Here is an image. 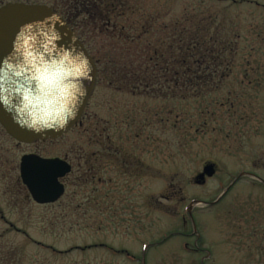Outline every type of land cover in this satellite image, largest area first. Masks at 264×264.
Returning <instances> with one entry per match:
<instances>
[{
	"label": "rangeland",
	"instance_id": "374dc122",
	"mask_svg": "<svg viewBox=\"0 0 264 264\" xmlns=\"http://www.w3.org/2000/svg\"><path fill=\"white\" fill-rule=\"evenodd\" d=\"M27 1L65 14V0ZM124 8L115 6L110 35L76 28L97 71L122 74L120 89L99 73L81 126L30 145L4 141L12 181L23 153L70 149H83L97 176L36 206L0 175L8 217L0 218V264H264V0H125ZM177 21L183 32L209 26L220 54L214 68L230 71L201 97L183 87L175 97L151 93L123 74L139 75L153 50L167 54L169 37L183 71L187 34L171 37ZM122 27L134 41L117 35ZM208 164L214 173L197 183Z\"/></svg>",
	"mask_w": 264,
	"mask_h": 264
},
{
	"label": "water",
	"instance_id": "95a60500",
	"mask_svg": "<svg viewBox=\"0 0 264 264\" xmlns=\"http://www.w3.org/2000/svg\"><path fill=\"white\" fill-rule=\"evenodd\" d=\"M96 66L74 32L45 4L0 7V125L24 144L65 135L80 118L93 92ZM59 159L25 155L20 177L39 204L57 201L69 172ZM208 164L196 182L211 176Z\"/></svg>",
	"mask_w": 264,
	"mask_h": 264
},
{
	"label": "trees",
	"instance_id": "16d2710c",
	"mask_svg": "<svg viewBox=\"0 0 264 264\" xmlns=\"http://www.w3.org/2000/svg\"><path fill=\"white\" fill-rule=\"evenodd\" d=\"M110 2H112L111 5L114 9L111 8ZM100 3H102L106 9L103 10L104 15L101 17V19L104 20L110 18L113 19L119 15V12L115 10V6L121 7V11L123 12L125 10V0H101ZM53 9L55 10V8ZM177 22L178 23L174 24L173 27H170L172 32L171 37L176 38V41L179 43L182 35L185 37V32L187 34V42L185 43V49L183 50L185 51L184 57L182 58L180 55L177 61L179 67H181V64L184 67L183 71H180V69L178 71L176 68V52L173 49L175 43L168 36L169 41H167V43L170 45V50L167 54L163 55L164 53L162 51L158 54L157 51L154 52L155 50H153V53L151 54L149 53L151 49L147 48V52L149 53L148 58H145L146 60L142 64H139V68L134 70L138 71L139 75L134 74L133 72V74L131 72H124L123 74L125 76L130 75L129 77H131L132 81L136 83L135 85L138 89H145L151 93H154L155 91L168 92L166 93L167 96L171 94L175 97L176 90L181 93L183 87L186 89L188 95L194 97L200 95L198 97H201L209 91V88H213L215 80L220 82L230 71H217V69L214 68L215 66L218 67L219 62H217V56H220V54L215 50L216 44L214 43L216 42V36L209 26L197 27L194 29L188 27L184 29L185 32H183V29H181V25L179 24L180 21ZM123 28L124 27L120 28V31L118 30L119 34H117L116 31L114 34L132 39L127 34H123ZM90 29L92 31L99 29L101 33L107 32L109 35V30H113H108L107 27L104 26L90 27ZM172 43L174 45L173 48ZM210 45L212 46L209 47ZM135 85H132L130 89L135 90Z\"/></svg>",
	"mask_w": 264,
	"mask_h": 264
},
{
	"label": "flooded vegetation",
	"instance_id": "af4514ba",
	"mask_svg": "<svg viewBox=\"0 0 264 264\" xmlns=\"http://www.w3.org/2000/svg\"><path fill=\"white\" fill-rule=\"evenodd\" d=\"M97 1L101 2V0H65V2L61 1L60 7L62 8L63 11H65V14H61L57 10L53 9L55 12H57L66 21L67 25L73 30L74 34L79 39V41L83 44V46L85 47L88 54H89V51H88L87 47L85 46L84 42L82 41V39L80 38V36L76 33V28L81 27V25H82V27H86V26H91V27L105 26V27H108V26H110L109 24H111V22H112L111 21L112 18H110L108 20L101 19L102 15H104L103 10H106V9L102 3L98 4ZM7 3L41 4V3H35V2H28L27 0H12V1L11 0H0V7H2L3 5H5ZM248 3H250V4L254 3L255 5H258L257 2L248 1ZM79 12L80 13L83 12L82 15H80ZM80 16H83L84 18L87 17V20H83V23L78 22L77 19ZM70 22L73 24H71ZM95 64H96V62H95ZM102 72H104L105 77H106L105 79L103 77V80L106 82L107 88H113L115 90L120 89L121 84H119L118 81H121L122 74L119 71H96L94 90H93L90 98L88 99L80 118L77 120V122L74 124V126L69 131H71L72 129L76 128L77 126H81L83 124L82 118L84 116V111H85V108L87 107L89 100L94 95L95 86H96V82H97V75H99V73L101 75ZM0 139L2 141L0 144V153H1L0 154V166H1L0 167V175L2 177V180L4 181V183L6 182L8 185H10V184L13 185V183H14V186L18 187V190H17V192H14L13 194L17 195L18 197L23 196L24 198L27 196L29 198V200L36 206L37 205L42 206V205H47V204L36 203L32 199V197L30 196L26 186L22 183V180L20 177V161H21V158L25 155H36V156H39V157L44 158V159H59V160L66 162L69 165V167H70L69 172H67L66 174H64L60 178H58L59 183L64 188V192H63L62 196L64 195L65 189L69 183L82 182V181H85V179L88 180V178L93 179V181H94L95 177L97 176V173L95 172L94 167L92 165H88V162L90 159L84 157L87 154H85L83 149H70L69 152L66 153L63 157L44 156V155L39 154L37 152L23 153L19 157V160H18L17 176L12 181L10 179V176L5 175V171H8L7 169H5V167H7L9 164V157L7 155L8 149L5 148L4 141L6 139L7 142L9 140H13L15 143L20 144V145H22V144L23 145H30V144H24V143L17 142L9 134L6 133V131L3 129V127L1 125H0ZM31 144H33V143H31ZM104 152L106 153V154H104L106 156H110V155H113L116 153L114 151H111V153H109L110 151L108 149L104 150ZM116 155H117V153H116ZM88 156L93 157V156H95V153H91ZM101 156H103V154ZM1 161H2V163H1ZM90 161H92V160H90ZM83 166H85V169L83 168ZM70 175H72V177H74V178L69 179ZM97 178H98V180H100L99 177H97ZM8 185H7V187L9 188ZM19 186H20V189H19ZM7 194H9V192H7ZM62 196L58 200H60L62 198ZM24 198L22 199V201L17 200V201L13 202V200H12L13 204L15 202L18 204V207L16 208V209H18V211L23 210L25 207L24 205H22ZM58 200L55 201L54 203L58 202ZM50 204H53V203H50ZM15 207H16V204H14V209H15ZM0 218L1 219H7L8 218L5 214H3V209H1V208H0Z\"/></svg>",
	"mask_w": 264,
	"mask_h": 264
}]
</instances>
